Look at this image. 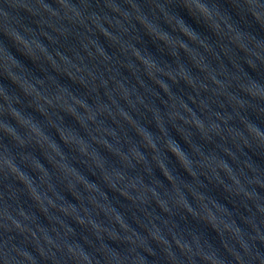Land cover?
Here are the masks:
<instances>
[{
  "label": "water",
  "instance_id": "water-1",
  "mask_svg": "<svg viewBox=\"0 0 264 264\" xmlns=\"http://www.w3.org/2000/svg\"><path fill=\"white\" fill-rule=\"evenodd\" d=\"M198 2L0 0V264H264V0Z\"/></svg>",
  "mask_w": 264,
  "mask_h": 264
},
{
  "label": "clouds",
  "instance_id": "clouds-1",
  "mask_svg": "<svg viewBox=\"0 0 264 264\" xmlns=\"http://www.w3.org/2000/svg\"><path fill=\"white\" fill-rule=\"evenodd\" d=\"M191 6L194 8V10L200 11L202 14L207 13L209 16L211 15L208 12L206 6L199 3L198 0H193V3ZM250 94H255L257 96H260L261 99H264V95H261L258 92L257 93H250ZM247 128L251 134L256 136L257 139H264V133H261L256 126L249 124V125H247ZM174 152L178 156L182 157L183 160L186 162V157H183V153L179 152L178 149H174ZM9 168L13 173L17 174L19 178L23 179V173H20L19 170L11 162H9Z\"/></svg>",
  "mask_w": 264,
  "mask_h": 264
}]
</instances>
